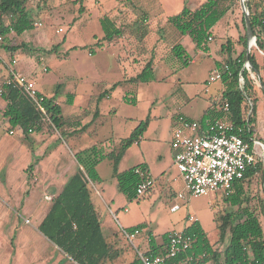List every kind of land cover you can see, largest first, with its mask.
<instances>
[{"label":"rangeland","instance_id":"1","mask_svg":"<svg viewBox=\"0 0 264 264\" xmlns=\"http://www.w3.org/2000/svg\"><path fill=\"white\" fill-rule=\"evenodd\" d=\"M201 1L29 0L26 8L34 20V29L24 32L21 36L10 33L5 38V45L16 47L24 44L26 48L18 50L19 54H8L0 49V73L6 69L7 65L15 67L17 71L25 75L34 76L37 84L46 94L60 91L57 96L58 101H65L69 95H73L76 112L83 111L88 108L91 96L98 95L113 83L121 82L139 73L144 62L137 67L133 65L134 59L143 58L142 54L146 56L148 51H151L148 46L146 47V43L136 45L127 34L119 38L121 41L119 47L124 49L123 55L117 46L100 49L96 45L103 36L99 19L108 16L118 26L126 27L136 19L146 18L148 20L149 18L152 25L157 28L154 33L162 36L167 44L166 50L161 52L163 57L159 54V57H162L161 60L164 61L154 66V80L151 83L140 84L136 90V85L122 82L116 89H110L113 91L112 98L104 99L99 104L100 112L106 116L103 115L104 117L98 121L100 124L95 126L98 132L96 138L103 141L108 136V132L112 133L110 143L118 150L120 140L127 138L141 121L150 117L141 143L145 159L149 161L151 170H155L158 164L169 162L167 156H170L172 116L175 113H183L195 120L200 119L208 106L209 96L214 94L221 84L217 81L216 84L206 85L210 70H214L215 61L221 60V46L228 39L234 42L233 39L238 40L241 35L245 34L241 24L243 14L240 0H236V6L232 8L234 10L214 26L215 39L210 42V51L188 50L194 63L182 65L173 54L167 51L175 42L170 34L171 27L167 19L178 13L184 2L194 9ZM257 2L262 4L264 0H257ZM80 9L82 12H79ZM3 21L8 24L6 17ZM60 29L62 31L58 33ZM236 49H238L237 44ZM130 53L133 56H130ZM119 56L125 58L121 64L117 62ZM15 58L17 64L12 65L10 61ZM4 82L5 77L0 76V90ZM206 87L207 92H205ZM124 91L130 93L128 96L131 97V102L121 101ZM133 95L136 96L137 101L132 99ZM62 104L65 109L68 108L64 102ZM261 104L260 100L256 102L258 119L255 138L264 143V123L260 122L259 117ZM111 108L114 109L113 114L109 113ZM0 123L1 126L8 127L5 121L1 120ZM86 143L90 141L87 140ZM90 145L87 144L85 147ZM135 148L127 159L118 162L116 168L118 173L140 161L141 152ZM159 156L164 157L162 161L158 160ZM262 172L244 183L245 198L248 201H244L242 207L248 206L255 212L264 231ZM97 173L102 182H94L92 186L95 184V189L101 192V197L110 205L115 214L112 215L113 219H109L111 230L120 231L119 225L127 228L124 226L125 223L131 224L130 227L143 224L146 226L145 229L141 228V233L133 244L126 242L125 245L130 253L137 248L144 249L149 234L153 236L156 244H161L164 233L188 227L191 224L189 217L197 219L210 243L214 245V249L223 250L227 245L226 238L224 242L218 241L215 219L226 212H235L237 207L225 203V194L210 192L207 195L192 197L184 192V199L173 198L169 194V187L173 186V182H179L181 187L179 185L174 187L181 190L183 184L179 177L172 180L175 170H171V173L164 179L158 180L159 177L155 175L153 191L148 190L141 198L129 200L118 190L117 181L111 178L113 167L110 160L104 159L100 162ZM166 179H168V184H166ZM107 198L113 200V204L108 202ZM100 203L103 205L101 201ZM174 203H177L180 208L171 213L169 208ZM119 207L121 209L117 210ZM123 208H126L128 212L123 213ZM101 211L103 215L106 214L105 208ZM30 226L27 228H31Z\"/></svg>","mask_w":264,"mask_h":264},{"label":"trees","instance_id":"2","mask_svg":"<svg viewBox=\"0 0 264 264\" xmlns=\"http://www.w3.org/2000/svg\"><path fill=\"white\" fill-rule=\"evenodd\" d=\"M29 0H0V49L8 54H14L26 45L10 47L4 44L5 38L14 33L16 36L34 29V20L26 8ZM236 0H203L194 10H191L184 2L181 10L167 19L171 29L181 37H188L194 46L204 52L208 51V38L215 39L212 32L214 26L222 21L232 9ZM234 4V5H233ZM244 5L248 10V18L252 33L255 37L256 47L264 51V3L257 0H245ZM82 12V9L79 10ZM6 17L8 24L3 18ZM147 19H136L126 27L116 26L108 16L99 19L103 31L101 40L96 45L100 48L104 44L115 43L122 35L132 39L137 44H143L144 38L150 30ZM241 24L245 31L243 16ZM240 47V52L233 56L234 45ZM252 46L249 53L251 69H243L246 58L247 39L246 33L233 42L228 39L221 46V53L225 56L222 62L216 63V69L221 72L219 82L222 85L221 95L218 101L211 103L200 122L212 123L225 117L222 111L223 104L227 103L229 111L227 119L232 122L236 130L241 132L239 137L252 147V141L256 140V123L258 100L264 104V56L260 55ZM171 53L183 65H187V54L180 44H174ZM152 60H149L142 70L129 83L138 85L150 83L154 80ZM227 66V70H224ZM241 74L242 83L238 77ZM114 84L111 89L117 87ZM0 98L5 102L3 117L7 120L11 129L19 130L25 137L30 133L39 132L45 126L50 125L42 120V115L35 106L13 85H1ZM102 97V96H100ZM72 96L69 95L67 103L71 104ZM130 98H125L128 103ZM133 99V98H132ZM42 105L54 125L55 129L63 125L61 108L53 102V99L43 97ZM149 124V117L141 121L130 135L122 139L118 150L103 155L96 147L84 150L75 155L76 162L81 167L68 181L62 192L54 199L52 206L39 226V231L53 243L71 262L76 264H108L116 258V252L105 241L100 226L99 215L91 200L92 190L90 183L99 182L96 166L108 159L112 162L113 178L117 181L118 190L129 200L135 198V188L139 182L136 169L145 170L142 165H137L129 170L118 173L116 168L125 151L133 144L140 141ZM263 163H258L247 169L242 180L233 185L232 192L226 195L224 201L232 207H237L235 212L229 211L215 219L216 235L219 242L227 239V245L221 251L213 248L209 239L198 221H194L183 231L193 236V244L188 252L197 257L204 255L194 264L212 262L214 264H264V231L255 212L242 207L244 201H248L245 195L244 183L254 176L261 174ZM142 226H138L141 228ZM150 249L148 253L162 254L167 240V233L162 236L163 246L157 247L153 238H149ZM179 257L174 263L179 262ZM127 264H140L137 256ZM166 264H170L167 262Z\"/></svg>","mask_w":264,"mask_h":264},{"label":"crops","instance_id":"3","mask_svg":"<svg viewBox=\"0 0 264 264\" xmlns=\"http://www.w3.org/2000/svg\"><path fill=\"white\" fill-rule=\"evenodd\" d=\"M202 2L203 0L201 2H198L195 8H197ZM189 8L191 10L195 9H192L190 6ZM146 24H148L150 32L144 38L143 44L146 43V47L148 46V49H150L151 51H148V54H146V56L142 54L143 58L134 59L133 65H137V67H139L141 66V62H144L145 65L149 60H152V69L154 73V66L164 61L161 60L163 57L161 52L165 48H167V44L163 40L162 36L154 33L157 28L152 25L149 18L146 21ZM116 26L118 25L116 24ZM170 34H172V39L175 40L174 44H180L186 52L187 64L194 63V60L188 50H201L197 49L188 37H181L172 29L170 30ZM233 40L236 41V39ZM120 42V39H118L115 43L104 44L102 47H100V49H104L107 46H117L119 50L122 51L121 54L123 55L124 49L119 47ZM136 45L138 44L136 43ZM172 46L173 45H171L167 49L169 53H171ZM237 48L238 49H236L235 44V52L233 53V56H236L240 52V47L237 46ZM208 51H210V46H208ZM19 53L20 52H16V54ZM159 54L162 57H159ZM130 56H133V54L130 53ZM220 57L221 60L215 61L214 68L216 67L217 62H222L225 58V56L221 52ZM124 59L125 58H123L122 56H119L117 58V62L121 64V61ZM16 64L17 62H15V64L13 65ZM12 71L31 78L34 81L36 88L43 97L47 99H53V102L61 108L63 125L54 131L51 128L49 130V127L45 126L41 131L30 133L27 137H25L19 130L10 128L7 120L3 117L5 102L0 98V121H5L8 125V127H3V125L1 126L0 123V264H69L71 260L66 257V255H64L39 231V226L45 216L48 214L54 199L62 192L70 178L81 168L76 162V154L94 147H96L103 155H107L112 151L117 150L110 143V139H112V133L109 134L108 132V136L103 141H99L96 138L98 136L96 126L100 124H98V121L102 117L106 116L100 112L99 104L104 99L112 98L113 91H111L110 89L114 84L118 83L117 87L120 86V83L122 84V82L131 84L128 80L133 78L134 76L125 80L123 79V81L121 82L113 83L110 87L104 88L98 95L91 96L89 98L88 108L84 109L83 111L76 112L74 104L75 100L73 95L71 104L67 103V98L65 101H58L57 96L60 91L58 93H51L49 95L46 94L45 92H43L42 87L37 84L34 76L25 75L22 72L17 71L15 67L13 68L9 65H7L4 71H1L0 76H4L6 79ZM211 72L212 70H210L209 75L211 74ZM216 83L217 82L208 84L206 82V85ZM139 85L140 84L136 86V90ZM117 87H115V89ZM221 90L222 85L220 84V86L214 91V94H211L209 96L208 106L203 111L202 116L210 107L212 102L219 100ZM207 91L208 88L206 87L205 92ZM128 95H130V93L128 91H124L123 96L121 97V101H125V98H130ZM132 97L134 101H137L136 96L133 95ZM62 102H64V104H66L65 106L68 108L65 109ZM109 113L113 114L114 109L111 108ZM177 115L195 120L184 115L183 113H175L172 116L171 121L174 122V119ZM259 115L260 122L264 123V117H262V115L264 116L263 103L260 105ZM202 116L200 117V119L202 118ZM200 119L197 121H200ZM173 122L169 141L170 156H167L169 162H163L162 164H158L157 166H155L157 167L155 169L156 171L154 169L151 170L148 164L149 161L145 159L144 153H142V150L144 148L142 147L143 144L141 143V141L143 140L146 131L142 135L139 142L133 144L125 151L119 161L121 162L124 159H127L131 151H133L134 147H136L135 149H139V151L141 152L140 161L129 169L137 165H142L143 167H145V171L154 181L153 186L149 189L151 191H153V188L155 186V175L157 176V178L159 177L158 180H160L166 178L167 175L171 173V170H175V173L172 176V180L179 177V174L173 165L172 151L170 149V143L173 134ZM87 140H89L90 143H86ZM87 144L91 145L85 147ZM163 158V156H159L158 160L162 161ZM98 166L99 164L95 168L96 172ZM111 178L115 179L113 178V176H111ZM166 180V184H168V179ZM92 183H90V187L92 190L91 200L99 215L102 235L105 241L112 247L117 255L116 258L108 264H127L131 262L135 258V256H137V250L140 252H147L150 249V239H148V241L146 242L148 243V245L143 242L145 243L144 249L140 250L137 248L134 250V252L130 253L128 247L125 245L127 241L123 238L121 230H132L138 227H130L131 224L125 223L124 226L127 228H123L119 225L118 229L120 228V231L115 232L111 230L110 220L113 219L112 215L114 216L115 214L113 213L110 205L107 204L105 199L101 197V192L95 189V184L92 186ZM179 184V182H173V186L169 187V194L171 197L176 198L177 193L183 191V188L181 190H178L176 187H174L175 185L178 186ZM179 187H181V185H179ZM102 191L104 192V190ZM107 200L112 204L114 202L110 198H107ZM100 201L103 203V205L100 203ZM120 207L122 208V205H120ZM120 207L117 210L121 209ZM102 208H105L106 210L105 215H103L101 211ZM122 212L127 213L128 211L126 208H123ZM190 218L193 217H189V221L191 222V224L194 221H197V219L195 218H193V220H190ZM29 225H31V228H27V226ZM142 227L143 229L146 228L144 224L142 225ZM150 236L153 238L151 234L148 235V238H150ZM153 241L155 246L157 247L163 246L164 244L163 239L161 244H156L154 239ZM173 264L183 263L179 261Z\"/></svg>","mask_w":264,"mask_h":264},{"label":"built area","instance_id":"4","mask_svg":"<svg viewBox=\"0 0 264 264\" xmlns=\"http://www.w3.org/2000/svg\"><path fill=\"white\" fill-rule=\"evenodd\" d=\"M61 31L60 29L57 32ZM208 42H211V38H208ZM252 46L256 47L255 40ZM256 49L260 55L264 56L263 50L257 47ZM15 62V59L11 60L12 65ZM243 69L249 70L251 67L244 62ZM224 70H227V66H224ZM220 78L221 72L214 68L207 83L217 82ZM238 82L242 83L241 74H239ZM4 85H13L18 88L42 115L43 122L56 130L42 105L43 96L31 78L12 71L5 79ZM1 92L0 90V94ZM222 111L225 114L224 118L212 123L206 122L204 125L200 121L187 119L181 115L175 117L170 148L173 165L183 184V191L177 193L176 198L184 199V192L192 197L207 195L210 192L228 195L232 192L233 185L243 179L247 169L254 167L259 160L263 163L264 143L256 139L252 141V147H250L237 134L241 130H236L232 122L227 119L229 111L227 103L223 104ZM135 174L139 178L135 188V198H140L153 186L154 181L145 170L136 169ZM179 208V205L175 203L169 210L176 212ZM140 233L139 228L121 230L123 238L130 244H133ZM193 242V236L183 231H171L167 233L162 254H147L138 250L136 254L140 264H166L167 262L173 264L179 257H182L180 261L183 264H194L204 255L193 257L188 254Z\"/></svg>","mask_w":264,"mask_h":264},{"label":"water","instance_id":"5","mask_svg":"<svg viewBox=\"0 0 264 264\" xmlns=\"http://www.w3.org/2000/svg\"><path fill=\"white\" fill-rule=\"evenodd\" d=\"M240 8H241V11L243 14L245 33H246V39H247L245 62L251 67V64L249 63L248 57H249V53H250V47H251L252 43L254 42L255 37H254L252 30H251L250 21L248 18V10H247L246 6L244 5V0H240ZM262 183H263V187H264V157H263Z\"/></svg>","mask_w":264,"mask_h":264}]
</instances>
